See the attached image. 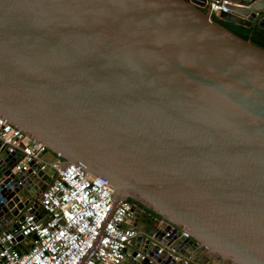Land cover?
I'll use <instances>...</instances> for the list:
<instances>
[{"label": "water", "instance_id": "water-1", "mask_svg": "<svg viewBox=\"0 0 264 264\" xmlns=\"http://www.w3.org/2000/svg\"><path fill=\"white\" fill-rule=\"evenodd\" d=\"M210 1L0 0V117L104 177L111 208L158 217L132 206V264L158 249L157 264H264V49ZM229 2L218 19L264 29V0ZM12 156L0 151V233L29 202L37 215L45 187Z\"/></svg>", "mask_w": 264, "mask_h": 264}, {"label": "built area", "instance_id": "built-area-1", "mask_svg": "<svg viewBox=\"0 0 264 264\" xmlns=\"http://www.w3.org/2000/svg\"><path fill=\"white\" fill-rule=\"evenodd\" d=\"M229 4V0H211L208 9L216 16L230 13ZM0 151L20 155L13 172L30 164L36 167L32 172L45 182L38 205L46 215L42 219L28 212L32 202L25 206L17 227L0 233V264H120L129 242L139 234L138 229L130 228L133 203L123 199L111 208L112 187L104 177L86 172L80 164L65 163L58 155L46 160L43 155L48 151L42 143L1 117ZM15 235L28 239L24 250L18 248L20 252L13 247L18 242ZM181 235L187 236L185 232ZM160 251L148 259V264H157ZM134 257L142 260L146 255L138 251ZM182 261L186 264L189 258Z\"/></svg>", "mask_w": 264, "mask_h": 264}, {"label": "trees", "instance_id": "trees-1", "mask_svg": "<svg viewBox=\"0 0 264 264\" xmlns=\"http://www.w3.org/2000/svg\"><path fill=\"white\" fill-rule=\"evenodd\" d=\"M213 19L216 20L219 24H221L224 28L234 33L238 37L242 39H249L251 43L254 45L264 49V29L257 26L256 24L252 26H243L240 24H235L231 22H227L221 19H218L216 16H213ZM129 202L143 208L141 205L135 203L131 199H127ZM146 212L150 213L151 216L158 218L153 212L143 208Z\"/></svg>", "mask_w": 264, "mask_h": 264}, {"label": "crops", "instance_id": "crops-1", "mask_svg": "<svg viewBox=\"0 0 264 264\" xmlns=\"http://www.w3.org/2000/svg\"><path fill=\"white\" fill-rule=\"evenodd\" d=\"M208 5V4H207ZM206 5V6H207ZM205 6V7H206ZM204 7V8H205ZM208 7V6H207ZM44 158L46 159V160H52L53 159V155L51 154V153H49V152H46L44 155ZM20 159V155L18 154V155H15V156H12V157H5V160H2V164L3 165H8L12 160L13 161H18ZM36 202H37V205H38V197L36 198V200H35ZM39 206V205H38ZM25 212V207L23 208V210H22V213H24ZM38 213H37V215L36 216H40L42 219H44L45 218V214L43 213V211L41 210V209H39L38 211H37ZM21 213V212H20ZM9 225V224H8ZM27 240L28 239H20V240H18V242L16 243V244H14L13 245V247H15V248H19L20 250H24V248H25V246H26V242H27ZM204 254L207 256V257H209L210 258V254L209 253H207V252H204ZM213 256L211 257V261H213ZM120 264H132L131 263V260L129 259V260H127V259H122L121 260V262H120Z\"/></svg>", "mask_w": 264, "mask_h": 264}, {"label": "flooded vegetation", "instance_id": "flooded-vegetation-1", "mask_svg": "<svg viewBox=\"0 0 264 264\" xmlns=\"http://www.w3.org/2000/svg\"><path fill=\"white\" fill-rule=\"evenodd\" d=\"M152 218L153 216H151L150 213L146 212L143 208H141L138 216V221H144L146 223H149L150 221H152Z\"/></svg>", "mask_w": 264, "mask_h": 264}, {"label": "rangeland", "instance_id": "rangeland-1", "mask_svg": "<svg viewBox=\"0 0 264 264\" xmlns=\"http://www.w3.org/2000/svg\"><path fill=\"white\" fill-rule=\"evenodd\" d=\"M149 225L153 226V221H150V222H149Z\"/></svg>", "mask_w": 264, "mask_h": 264}]
</instances>
